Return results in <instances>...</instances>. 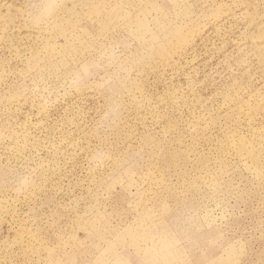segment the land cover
<instances>
[{
	"label": "rangeland",
	"instance_id": "rangeland-1",
	"mask_svg": "<svg viewBox=\"0 0 264 264\" xmlns=\"http://www.w3.org/2000/svg\"><path fill=\"white\" fill-rule=\"evenodd\" d=\"M0 264H264V0H0Z\"/></svg>",
	"mask_w": 264,
	"mask_h": 264
}]
</instances>
